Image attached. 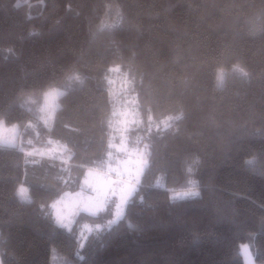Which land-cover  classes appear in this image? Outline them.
I'll return each mask as SVG.
<instances>
[{"label":"trees","instance_id":"16d2710c","mask_svg":"<svg viewBox=\"0 0 264 264\" xmlns=\"http://www.w3.org/2000/svg\"><path fill=\"white\" fill-rule=\"evenodd\" d=\"M122 95L137 100L138 185L116 221L80 211L61 227L51 204L106 171ZM0 122L18 127L0 145V264H233L224 232L254 234L264 263V0H0ZM53 141L66 158L39 156Z\"/></svg>","mask_w":264,"mask_h":264},{"label":"rangeland","instance_id":"374dc122","mask_svg":"<svg viewBox=\"0 0 264 264\" xmlns=\"http://www.w3.org/2000/svg\"><path fill=\"white\" fill-rule=\"evenodd\" d=\"M106 21L107 24H111L114 22V17L111 15ZM119 85V88L115 86L114 95H119L125 90V86ZM64 91L63 88L54 87L43 93L41 106L36 111V115L44 124L51 122L53 113L58 106L57 99ZM124 97L125 95L119 97L124 106L118 103V108L114 110L113 119L109 125L108 148L103 158L106 171L91 168L86 172L79 190L65 192L51 204L54 220L61 227L69 229L80 211L95 214L103 209H111V222L116 221L121 217L129 196L138 185L146 165L145 147L139 144L140 139L134 137V142L130 139L132 127L136 126L137 122L135 110L137 100L133 96L125 99ZM34 101V97L26 96L20 100V104L32 109L30 103ZM163 123L167 124L166 120ZM17 141V125H5L0 122V145L14 146ZM50 144V146L42 148L40 151L37 150L40 157L66 158L67 148L63 143L53 141ZM18 193L20 199H28V188L26 186L20 185ZM192 193L191 190H183L177 194L188 196ZM98 227L99 225L84 224L80 234L85 235V233H89ZM223 236L228 249L237 248L241 253V259L233 264H264L257 263L254 260V234L242 236L224 232ZM51 263L54 264V256H52Z\"/></svg>","mask_w":264,"mask_h":264},{"label":"snow or ice","instance_id":"6c2138e0","mask_svg":"<svg viewBox=\"0 0 264 264\" xmlns=\"http://www.w3.org/2000/svg\"><path fill=\"white\" fill-rule=\"evenodd\" d=\"M246 247V246H245Z\"/></svg>","mask_w":264,"mask_h":264}]
</instances>
